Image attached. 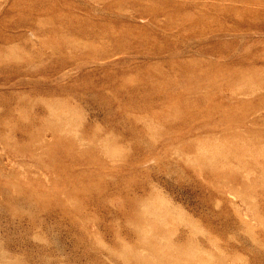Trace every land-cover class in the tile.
<instances>
[{"label": "rangeland", "instance_id": "374dc122", "mask_svg": "<svg viewBox=\"0 0 264 264\" xmlns=\"http://www.w3.org/2000/svg\"><path fill=\"white\" fill-rule=\"evenodd\" d=\"M0 264H264V0H0Z\"/></svg>", "mask_w": 264, "mask_h": 264}]
</instances>
